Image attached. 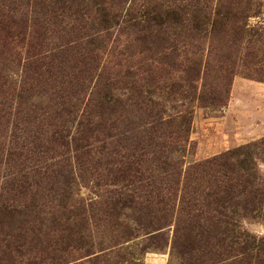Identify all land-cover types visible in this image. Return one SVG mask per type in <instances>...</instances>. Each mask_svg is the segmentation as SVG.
I'll return each instance as SVG.
<instances>
[{"label": "rangeland", "instance_id": "374dc122", "mask_svg": "<svg viewBox=\"0 0 264 264\" xmlns=\"http://www.w3.org/2000/svg\"><path fill=\"white\" fill-rule=\"evenodd\" d=\"M106 1L125 17L142 15L146 0ZM193 1H202L205 13L218 4L251 26L264 23V0ZM32 23L0 15V264H264V80L236 75L224 103L197 98L207 50L230 37L194 32L186 22L155 27L152 37L171 50L154 57V68L137 51L143 34L121 25L107 51L88 59L119 98L101 122L86 104L92 89L102 93L104 86L96 79L75 87L83 66L74 49L55 59L28 57L46 40L62 45L71 37L42 29L35 40ZM68 56L76 61L65 62ZM146 70L159 95L140 101L129 92ZM23 75L25 91L18 86ZM171 86L179 92L169 95ZM244 146L256 164L247 166L251 177L213 162ZM223 180L232 188L224 199L229 216L221 220ZM119 200L128 206L120 217L105 211ZM15 208L20 212L6 217Z\"/></svg>", "mask_w": 264, "mask_h": 264}, {"label": "trees", "instance_id": "16d2710c", "mask_svg": "<svg viewBox=\"0 0 264 264\" xmlns=\"http://www.w3.org/2000/svg\"><path fill=\"white\" fill-rule=\"evenodd\" d=\"M151 1L156 2V7L151 6L153 2L146 0L145 4H143L144 11H142V15L129 16L132 14L129 13L128 16L124 17L122 10L119 6H116L115 2H108L106 0H0V15H19V17L23 16L24 18L31 20L33 22L31 27L37 29V36L34 37L35 40L40 38V35L38 34L42 29L46 31L49 30L51 34L52 32L59 34L61 39L63 37H71L70 41L64 42L62 45H57L52 41L46 42V40L40 45L41 49L37 53H32L28 57L31 59L35 57L39 61L47 60V58L55 59L57 58V53L63 57L67 53L69 54L68 50L72 51L74 49L77 54L76 56H78L77 58L76 56L74 58H76V60L81 59L80 63H82L83 66L80 67L79 73L73 76L74 78L75 76L77 78L75 87H81L82 82L94 83L96 79V82H101L102 86H104L101 90L102 93H96V90L93 88L90 96L95 98H89L88 95L86 104V107L89 109L90 107H93L97 110L93 114V117H96V119L101 122L106 119V114H109L112 108H119V105L115 103L119 101V98H114V96L111 95V92L108 91L107 88L109 86L111 87L109 82L110 79L103 77L102 73H100L101 69L99 64H95V62L100 58L99 53L104 54L107 51L113 31L120 28L121 25L143 34L142 37L139 38L140 43L137 46V51L142 53L144 57L147 56L148 62H146L150 67L154 68H156L154 57L161 54L163 58H167L169 57L168 51L171 50L168 41H165V39L157 40L155 36L152 37L155 27H159V30H161L163 28H172L175 25L179 26L186 22V26H188L189 29L191 28L192 31L198 32L203 29V33L210 32L213 35V38L214 35L221 37L228 35L230 40L225 43H220L217 39V42L220 45L211 47L207 50L206 62L203 68L204 84L200 89L201 96L198 97L197 95V98L201 101L207 100L211 105L224 103L227 100L230 94V87L233 78L236 75H241L242 77L252 80H264V64L260 62L261 58H259V55H264V23L251 26L249 24V19L240 18L241 16L236 12H231L232 8L229 10L230 7H222V5L218 6V4H215L216 6L214 7V10L212 8L210 12L205 13L202 1ZM206 5H210L209 2H206ZM202 11L203 23L201 18ZM233 37L235 39H232ZM42 46L45 47L44 50ZM166 49H168V51H166ZM90 56L95 60L92 64H90L92 59L88 62ZM68 60L70 62L76 61L70 56H68V59L65 62H68ZM61 62L64 63L62 59ZM161 63L173 66L171 62ZM42 65L44 66V64ZM75 68L76 66L72 67V69ZM242 69H244L245 73H242ZM50 71L51 70H49V73ZM248 71H250L251 74H248ZM99 73L100 75H98ZM127 73L130 74L131 71H128ZM127 73L125 72V76H127ZM152 73L153 71L151 70L142 72L143 75L138 76L137 81L135 82L136 87H131L129 93L131 95L136 94V97L140 101L147 99L149 96H158V87L156 86ZM131 75L136 77L133 74H130L128 77H131ZM24 77L25 76L23 75L19 78L20 85L18 86L21 91H25V87L28 85L26 84L27 82ZM197 77H199V75L196 76V79ZM107 82L108 84H106ZM62 84L63 86L65 85L64 82H62ZM15 86L17 87L16 84ZM16 87L14 88L15 90ZM185 87L188 92L192 89L191 84ZM106 89L107 93H105ZM170 89L171 91L169 92V95L179 92V90L174 91L172 86ZM132 97L135 98V96ZM111 105H113V107H111ZM150 113L151 115L153 114L151 111ZM88 115L89 114H86L83 117L86 120L85 122H87V125H89ZM171 118L172 119L167 117L165 122L167 124H178L175 118ZM177 127L180 128L181 126L178 124ZM181 129L183 128H180V133ZM183 131L182 137H187L188 132L185 131V129ZM250 148V146L237 148L235 151L228 152L221 158L213 160V162L218 165L219 161H221L220 165L223 167L222 171L224 172L238 171L247 173L248 176L251 177L253 173L250 172L251 169L247 166L250 165V167L256 169V164L253 160V155L249 153ZM230 159H232L234 163H231L229 161ZM206 164H210V162H206ZM127 170L130 171L131 167L127 168ZM127 170L125 169V171ZM252 185L253 182L249 183L250 187H252ZM242 187L247 188V186ZM231 188L232 187L223 180L219 186L220 191L217 193L219 196L224 193L223 198H221L224 200L225 196H228V193H230ZM121 197H123V194ZM126 198L131 197L126 196ZM128 201L132 202V200ZM225 204L226 201L224 200L220 208L216 209L217 214L222 218L221 220L228 218L230 213V208L226 207ZM127 207L126 203L124 205L121 200L116 202L113 201L107 204L105 211L113 210V215L120 217L121 212L119 209L123 210ZM224 209H228V213ZM15 210H11L6 217H12L13 213L20 212L18 208H15ZM232 213L240 216L237 211H232ZM196 214V217H202L203 211H197ZM2 219L4 218H0V220ZM148 229L153 230L151 233L161 231V228L150 227ZM179 232L180 230L178 229V226H176L175 235H178Z\"/></svg>", "mask_w": 264, "mask_h": 264}]
</instances>
